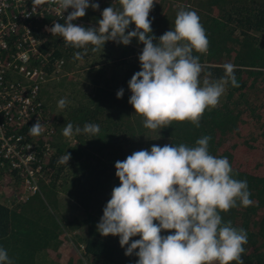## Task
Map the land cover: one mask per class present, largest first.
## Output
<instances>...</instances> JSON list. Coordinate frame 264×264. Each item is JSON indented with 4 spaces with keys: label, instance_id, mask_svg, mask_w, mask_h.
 <instances>
[{
    "label": "trees",
    "instance_id": "1",
    "mask_svg": "<svg viewBox=\"0 0 264 264\" xmlns=\"http://www.w3.org/2000/svg\"><path fill=\"white\" fill-rule=\"evenodd\" d=\"M99 5L98 11L86 10L82 18L86 28L98 26L106 7H119L118 0ZM181 9L196 11L206 30L207 52L193 53L199 56L204 74L219 79L224 76L223 65L230 62L236 66L239 83V87L227 86L219 104L204 112L200 127L187 121L172 122L168 128L155 131L143 126L144 118L128 103V82L140 70L138 57L143 49L137 39L128 46L108 41L97 52L89 46L87 55L76 60L74 53L83 50L65 44L59 35L47 36V50L64 63L58 75L54 67L47 66L52 76L41 87L39 98L49 115L44 101L51 88L46 85L65 83L69 102L59 116L50 114L56 124L51 140L54 152L42 155L40 192L24 200L0 198V247L7 250L13 264H34L41 252L56 250L64 228L71 230L68 223L76 219L62 220L61 208L71 209L74 203L82 210L84 233L80 241L86 256L98 264H136L138 257L135 253L125 255L127 246H120L118 236H101L96 227L113 188L119 186L115 162L135 151H150L153 144L195 146L203 136L211 137L210 154L226 157L234 178L247 181L253 204L221 215L225 222L231 221L247 233L244 264H264V0H155L149 19L157 40L174 28ZM131 30H135L134 24L129 26ZM67 69L75 76L70 77ZM83 75L90 77L88 81ZM120 89L124 95L118 99ZM67 123L81 129L86 123L97 124L100 133L66 138L62 131ZM26 135L41 146L40 137ZM64 154L71 155L68 165L58 163Z\"/></svg>",
    "mask_w": 264,
    "mask_h": 264
},
{
    "label": "clouds",
    "instance_id": "2",
    "mask_svg": "<svg viewBox=\"0 0 264 264\" xmlns=\"http://www.w3.org/2000/svg\"><path fill=\"white\" fill-rule=\"evenodd\" d=\"M118 4L102 11L97 27L86 28L73 21L83 18L89 8L98 11V0H59L62 14L71 11L64 23L54 22L46 30L83 50L74 53L76 60L87 55L89 46L97 52L108 41L128 46L137 39L143 49L138 57L140 70L128 82V103L144 118L143 126L155 131L187 121L200 127L204 112L219 104L227 86L239 87L236 66L225 63L219 79L204 74L199 56L193 53H206L209 39L196 11H178L174 28L157 40L149 19L155 0H118ZM132 24L135 30L128 31ZM116 95L122 98L124 89ZM67 104L62 98L58 108ZM45 128L37 119L29 134L39 136ZM99 133V125L92 123L82 129L67 123L62 131L66 138ZM210 140L203 136L195 146L153 144L150 151H135L116 161L119 186L103 209L96 226L99 234L118 236L120 246H127L125 255L138 257L136 264H244L247 233L225 222L221 213L251 206V193L246 180L234 178L226 157L210 154ZM70 159V154H64L58 163L68 165ZM0 264H13L3 247Z\"/></svg>",
    "mask_w": 264,
    "mask_h": 264
},
{
    "label": "built area",
    "instance_id": "3",
    "mask_svg": "<svg viewBox=\"0 0 264 264\" xmlns=\"http://www.w3.org/2000/svg\"><path fill=\"white\" fill-rule=\"evenodd\" d=\"M62 11L59 0H0V183L11 174L18 180L12 196L23 200L40 192L42 155L54 152L51 140L56 124L39 94L52 76L47 66L58 75L64 63L45 46L47 36H57L46 29L54 22L64 23L71 9ZM73 23L86 21L79 18ZM37 119L46 125L38 136L40 147L26 135Z\"/></svg>",
    "mask_w": 264,
    "mask_h": 264
},
{
    "label": "rangeland",
    "instance_id": "4",
    "mask_svg": "<svg viewBox=\"0 0 264 264\" xmlns=\"http://www.w3.org/2000/svg\"><path fill=\"white\" fill-rule=\"evenodd\" d=\"M104 1L106 0H103L102 2ZM107 1L112 3L115 2V0H107ZM67 71H68L67 74H70V77L75 76L73 72L69 71L68 69ZM65 73L66 70L61 74H65ZM83 76L85 77V81H88L87 79L90 78L87 75H83ZM54 85L55 84L51 82H49L46 85L47 87L51 88L50 89L51 93H47V96L45 97L46 101L44 102L47 108V112L49 114L52 115L55 113L56 115H58V113L62 111V109L58 108V101L62 98H66L68 102L69 100L66 97L67 92H65L66 84L63 83L59 86H54ZM42 86L44 87L43 84ZM10 175L6 176L5 178H1L0 198L5 197V198H14L19 200L18 196L17 197L12 196L13 193L17 192L18 180L11 179ZM40 178L41 176L39 177V181H38L39 187H40ZM18 194H20V192H18ZM74 204H75L74 206H71V209L68 208L69 211L68 209H65L64 211L65 206L61 208L62 211L64 212V218H62V220L64 219L69 220L74 217L76 218L68 223V225L71 226L70 228L71 230L64 228V233L60 237L61 243L59 244L58 248L56 250L41 252L34 264H56V263L68 264L70 262L73 264H98L96 260H94L89 256H86L84 253V245L82 241H80V238L83 236L84 233V231L82 230V226L84 225V223H82V219H81L82 210L76 205V203ZM53 208L54 210H56L55 206ZM72 226H76V227H72Z\"/></svg>",
    "mask_w": 264,
    "mask_h": 264
},
{
    "label": "crops",
    "instance_id": "5",
    "mask_svg": "<svg viewBox=\"0 0 264 264\" xmlns=\"http://www.w3.org/2000/svg\"><path fill=\"white\" fill-rule=\"evenodd\" d=\"M104 2H108V1L106 0V1H104Z\"/></svg>",
    "mask_w": 264,
    "mask_h": 264
}]
</instances>
